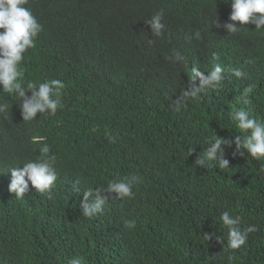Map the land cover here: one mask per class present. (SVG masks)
<instances>
[{"label":"trees","instance_id":"16d2710c","mask_svg":"<svg viewBox=\"0 0 264 264\" xmlns=\"http://www.w3.org/2000/svg\"><path fill=\"white\" fill-rule=\"evenodd\" d=\"M27 6L44 30L21 70L26 80H62L64 107L25 122L15 98L0 94L9 104L7 119L0 117V264H68L74 256L83 264H264V161L232 156L233 144L225 150L229 168L193 165L207 136L239 133L228 114L242 106L236 97L248 84L255 86L253 114L264 119V34L252 24L237 35L218 27L230 22V0H29ZM158 9L162 37L144 22ZM196 29L202 38L186 42ZM173 49L187 66L165 59ZM246 58H255L246 67L250 79H237L231 69ZM192 63L204 71L223 64L224 83L177 113L170 103L188 83ZM106 132L118 136L116 143ZM32 141L47 143L56 156L52 200L31 185L23 200L8 191L7 170L39 154L42 143ZM130 173L143 178L134 199L115 200L113 193L102 214L81 215L87 187ZM225 210L240 214L244 227H258L238 250L227 247ZM125 219L136 227L126 229Z\"/></svg>","mask_w":264,"mask_h":264},{"label":"clouds","instance_id":"9594fccd","mask_svg":"<svg viewBox=\"0 0 264 264\" xmlns=\"http://www.w3.org/2000/svg\"><path fill=\"white\" fill-rule=\"evenodd\" d=\"M29 5V0H0V94H7L14 97L17 103L22 120L31 122L37 119V114L55 116L57 111L63 109V89L65 84L60 79H38L26 80L25 73L21 70V64L26 59L29 49L36 47L37 39L44 30V26ZM231 11L229 21L223 24L217 23L218 27L226 30L228 35H237L245 25L252 24L258 33L264 34V0H230ZM145 24L151 26V34L154 37L164 35V10L154 11ZM215 22V21H214ZM239 22V26L237 23ZM202 34L200 29L191 31L185 36V40L191 43L192 40H200ZM149 44L154 43L151 39ZM172 64L188 65V58L179 50L173 49L171 55L165 57ZM212 61H219L220 54L212 52ZM255 63V58H246L243 66L232 68L231 73L237 79H250V74L246 71L248 65ZM188 83L180 88V96L170 103L173 111L180 113L186 110L190 101L199 102L203 99V94L208 90L219 91L224 83L225 67L221 63H212L207 71L201 70L198 63H192L191 71L187 74ZM199 79V85L195 83ZM255 86L248 84L236 97L237 103L242 105L230 112L229 118L239 129V133L234 138L221 137L216 133L206 137L203 150L196 155L193 165L216 167L219 170L229 168V160L225 158L226 146L235 145L232 156L264 161V119H258L251 108L252 100L250 95L254 92ZM30 93V95L28 94ZM151 103V101H148ZM9 104L0 100V117L7 119ZM109 143H116L118 136L106 132ZM42 146L38 149V155L26 158L19 164L10 167V182L8 191L17 200H23L25 194L29 192L31 185L36 193L46 196L49 200L54 199V188L59 171L57 159L51 154L50 146L42 141ZM188 156L194 152V147L187 149ZM187 156V157H188ZM21 165H23L21 167ZM264 171V165L261 166ZM4 173V172H0ZM75 185H79L81 180L77 178ZM143 183L140 175L130 173L120 178L113 177L106 184L99 187H87L83 192V199L80 202L81 215L85 218H94L105 211V206L109 201V196L115 194L113 199L125 200L134 199L136 193L134 187ZM220 221L227 228V247L230 250H238L244 246L249 234L258 231L255 224L243 226V217L240 214H232L225 210L220 214ZM123 225L126 229L136 227L134 219H125ZM211 234L206 233L209 240ZM221 243L223 241L216 237ZM68 264H83L82 256H74Z\"/></svg>","mask_w":264,"mask_h":264}]
</instances>
